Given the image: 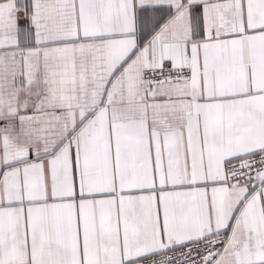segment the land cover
I'll list each match as a JSON object with an SVG mask.
<instances>
[{"label": "snow or ice", "instance_id": "snow-or-ice-1", "mask_svg": "<svg viewBox=\"0 0 264 264\" xmlns=\"http://www.w3.org/2000/svg\"><path fill=\"white\" fill-rule=\"evenodd\" d=\"M0 264H264V0H0Z\"/></svg>", "mask_w": 264, "mask_h": 264}]
</instances>
